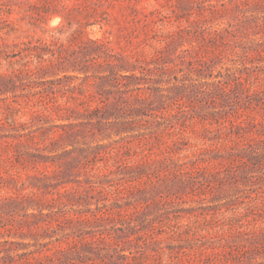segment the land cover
<instances>
[{"label": "rangeland", "instance_id": "374dc122", "mask_svg": "<svg viewBox=\"0 0 264 264\" xmlns=\"http://www.w3.org/2000/svg\"><path fill=\"white\" fill-rule=\"evenodd\" d=\"M0 264H264V0H0Z\"/></svg>", "mask_w": 264, "mask_h": 264}]
</instances>
